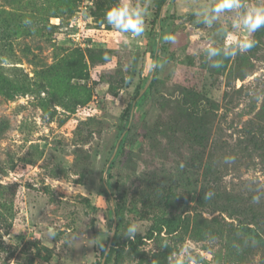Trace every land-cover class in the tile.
I'll list each match as a JSON object with an SVG mask.
<instances>
[{"label": "rangeland", "instance_id": "obj_1", "mask_svg": "<svg viewBox=\"0 0 264 264\" xmlns=\"http://www.w3.org/2000/svg\"><path fill=\"white\" fill-rule=\"evenodd\" d=\"M122 2L0 0V260L100 264L115 221L103 264L116 262L115 248L117 264H169L183 247L197 264H264V241L238 225L240 215L219 211L223 200L196 202L209 187L264 217V151L238 140L247 122L264 126V28L255 47L211 68L223 57L204 48L242 35L234 14L209 28L194 12L214 0H130L149 9L133 38L103 22ZM167 33L175 43L162 41ZM155 53L162 67L151 76ZM204 110L205 153L186 140ZM133 222L134 240L123 234Z\"/></svg>", "mask_w": 264, "mask_h": 264}, {"label": "clouds", "instance_id": "obj_2", "mask_svg": "<svg viewBox=\"0 0 264 264\" xmlns=\"http://www.w3.org/2000/svg\"><path fill=\"white\" fill-rule=\"evenodd\" d=\"M226 13H232L235 16L231 24L232 29H238L242 35H238L234 40L229 41L223 48H217L208 45L204 48L209 59L214 57H223L214 60L209 66L219 68L224 59L233 58L238 54L246 53L255 47L256 41L254 33L264 28V0L254 6H248L245 0H214V2L201 10L194 12L196 23L203 24L211 28L219 22ZM149 15V9L141 4H132L130 0H123L115 6L106 10L104 21L106 26H111L123 34H130L133 38L143 35L145 31V17ZM30 21L26 20L25 23ZM164 43H175V36L171 33L163 34L161 37ZM162 67V62L152 60L147 64L149 74ZM234 157H227L226 163L234 161ZM213 193L205 192L204 199H210ZM254 202H259V197H253ZM49 236L56 235V229L49 227L47 229ZM137 233H140V226L136 223H130L123 234L129 239H135ZM11 237H5L10 239ZM102 246V245H101ZM166 246V245H164ZM0 264H3L0 260ZM169 264H197L196 257L193 256L187 247H183L178 254L169 259Z\"/></svg>", "mask_w": 264, "mask_h": 264}, {"label": "trees", "instance_id": "obj_3", "mask_svg": "<svg viewBox=\"0 0 264 264\" xmlns=\"http://www.w3.org/2000/svg\"><path fill=\"white\" fill-rule=\"evenodd\" d=\"M156 58H157V55H156ZM193 90L194 89L192 87L188 88L187 95L193 94ZM144 91L142 93L141 91H138L134 99H137V100L140 99L145 94ZM199 104L200 102L197 103L196 101H194V99H189V102H187V106L189 109L192 110V112L193 110L195 111L197 110L200 112L198 108L201 106V104L200 106ZM131 106H132V103H130L126 108V112H125L126 121H129V114H130ZM206 114L207 112L205 110H204V117L200 114H199L200 117H198L199 116L198 113H194V116L198 118L197 126H192V129L186 133V137H187L186 140L190 143L204 147V153H205V149H206L207 142H208V131L210 128V121H206V118H205ZM260 131H262L263 134ZM239 132H240V135L238 137V140L240 141V143L248 145L251 151H256V152L264 151V126L260 130H255L251 128V122H247L246 125L241 127ZM124 136H125V133L120 139L118 147H121V145L123 144ZM111 163L112 162H109V164ZM208 191H211V193L214 194L213 190H209V187L207 188V192ZM228 195L226 193V195L223 196L225 197L224 199H221L217 197L216 195H212L210 199H204L203 197L198 196L196 198V202L202 203L204 204V206H206V205L217 204L223 200V202L219 205L218 210L229 213L230 218L232 219L238 218V216L240 215L242 218H239L238 225L250 231L253 234L255 240H257L258 242L264 241V217L254 214L251 211H249V213L242 211L244 209V206L242 205L244 204L241 202H238L236 198L229 197ZM213 197H216V198H213ZM169 200L170 202H174V200L166 197L165 198L166 204H169ZM112 211L114 215L116 216L119 215L118 206ZM162 225L163 224L159 221L155 222L154 225H152L150 228L149 235H152L155 231H159ZM116 231H117V226H116L115 232ZM107 241H108V238L106 239L105 244L100 250V258L103 257ZM113 243H114V238L112 239L111 244ZM129 243H131V241ZM135 246L136 244H132V247H135ZM115 249H116V262L114 264H117V257H119L121 249H118V248H115ZM158 264H161V262H159Z\"/></svg>", "mask_w": 264, "mask_h": 264}, {"label": "water", "instance_id": "obj_4", "mask_svg": "<svg viewBox=\"0 0 264 264\" xmlns=\"http://www.w3.org/2000/svg\"><path fill=\"white\" fill-rule=\"evenodd\" d=\"M153 60H157V58H156V53L154 54V59H153ZM153 73H154V72H153ZM153 73H151V76L153 75ZM141 93H142V91H141ZM139 95H140V94H139ZM133 108H134V103H132V106H131V110H130V114H129V120H130L131 117H132ZM124 133H125V131H123V132L119 135V137H118V139H117V142L115 143V150L118 148L119 141H120V139L122 138V136L124 135ZM111 159H112V158H110V160H111ZM112 212H113V211H112ZM113 214H114V213H113ZM113 225H114V227H113L112 230H111V234H110V236H109V238H108V241H107V244H106V248H105V251H104V254H103V257H102V259H101V263H100V264H103V263H104V261H105V255H106V253L108 252L109 247H110V245H111V242H112V239H113V235H114V233H115V225H116L115 221H114Z\"/></svg>", "mask_w": 264, "mask_h": 264}]
</instances>
